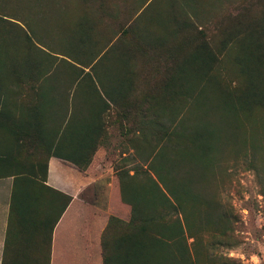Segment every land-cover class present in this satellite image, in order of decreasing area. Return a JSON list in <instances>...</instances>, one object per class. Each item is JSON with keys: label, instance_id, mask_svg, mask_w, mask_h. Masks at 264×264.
Returning a JSON list of instances; mask_svg holds the SVG:
<instances>
[{"label": "trees", "instance_id": "16d2710c", "mask_svg": "<svg viewBox=\"0 0 264 264\" xmlns=\"http://www.w3.org/2000/svg\"><path fill=\"white\" fill-rule=\"evenodd\" d=\"M30 82L61 98L47 160L112 157L109 212L130 214L96 219L101 264H234L220 173L247 162L264 197V0H0V92ZM49 192L52 228L71 198ZM15 194L1 264H50L42 228L13 232Z\"/></svg>", "mask_w": 264, "mask_h": 264}, {"label": "crops", "instance_id": "0c3cea01", "mask_svg": "<svg viewBox=\"0 0 264 264\" xmlns=\"http://www.w3.org/2000/svg\"><path fill=\"white\" fill-rule=\"evenodd\" d=\"M39 87V82H30L22 84L19 90L11 84L7 92H0V149H6L7 154L6 161H0V264L14 191L19 209H27L28 213L23 218L16 215L14 207L13 232L21 226L42 228V235L51 236L50 264H89L95 252L96 231L103 226L100 219L95 220L94 213L111 210L112 191H115L112 157H101L100 154L106 152L98 150L87 171H80L71 162L56 156L47 160L45 149L56 143L57 116L62 113L61 98L57 105L55 93L52 103ZM45 163L46 181L41 185L36 177L40 176L41 166ZM103 180L109 181L107 185ZM49 191L71 198L52 228L50 224L45 225V215L50 213L47 220L51 221L63 199ZM10 240L14 245L12 230Z\"/></svg>", "mask_w": 264, "mask_h": 264}, {"label": "rangeland", "instance_id": "374dc122", "mask_svg": "<svg viewBox=\"0 0 264 264\" xmlns=\"http://www.w3.org/2000/svg\"><path fill=\"white\" fill-rule=\"evenodd\" d=\"M114 143L118 144L116 140ZM221 170L220 195L238 215L234 228L238 243L233 247L219 248L215 252L232 259L234 264H264V197L255 173L245 161L226 163ZM108 182L103 180L105 185ZM129 214V207L122 205L109 213L95 212L94 218L96 220L104 215H114L121 220H128ZM98 249V242L95 241L94 256L89 264H101Z\"/></svg>", "mask_w": 264, "mask_h": 264}]
</instances>
